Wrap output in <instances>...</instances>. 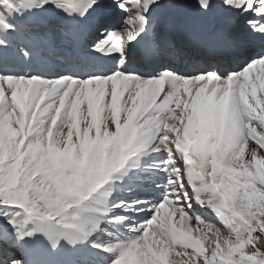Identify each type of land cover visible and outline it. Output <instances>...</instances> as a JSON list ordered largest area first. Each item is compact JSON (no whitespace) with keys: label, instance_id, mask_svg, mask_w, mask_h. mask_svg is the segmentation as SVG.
Here are the masks:
<instances>
[{"label":"snow or ice","instance_id":"snow-or-ice-1","mask_svg":"<svg viewBox=\"0 0 264 264\" xmlns=\"http://www.w3.org/2000/svg\"><path fill=\"white\" fill-rule=\"evenodd\" d=\"M0 264H264V0H0Z\"/></svg>","mask_w":264,"mask_h":264}]
</instances>
